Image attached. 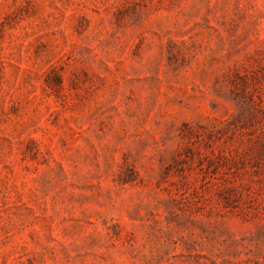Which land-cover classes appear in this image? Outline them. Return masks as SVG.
<instances>
[{"label": "rangeland", "instance_id": "obj_1", "mask_svg": "<svg viewBox=\"0 0 264 264\" xmlns=\"http://www.w3.org/2000/svg\"><path fill=\"white\" fill-rule=\"evenodd\" d=\"M0 264H264V0H0Z\"/></svg>", "mask_w": 264, "mask_h": 264}]
</instances>
